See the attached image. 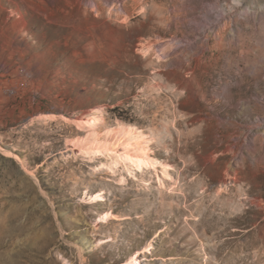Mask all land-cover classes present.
Instances as JSON below:
<instances>
[{"label": "rangeland", "instance_id": "1", "mask_svg": "<svg viewBox=\"0 0 264 264\" xmlns=\"http://www.w3.org/2000/svg\"><path fill=\"white\" fill-rule=\"evenodd\" d=\"M97 107L166 187L70 150ZM0 147V264H264V0H0Z\"/></svg>", "mask_w": 264, "mask_h": 264}, {"label": "bare ground", "instance_id": "2", "mask_svg": "<svg viewBox=\"0 0 264 264\" xmlns=\"http://www.w3.org/2000/svg\"><path fill=\"white\" fill-rule=\"evenodd\" d=\"M153 47L152 44L149 46H144L143 44L138 50L142 55H146ZM160 51L161 52L155 54L157 58H163L167 55L166 48H163ZM81 114L82 115L79 118H69V120L76 121L77 125L81 127L86 134L81 137L79 142H72L70 144L72 146L70 150L75 149L78 153L87 157H103L106 161L101 162V164L111 172V175H115L114 173H116L115 171L117 167L122 166L128 173V176L137 178V175H135L136 170L144 171L145 169L151 168L154 170L157 182L161 188L166 187V184L174 179L169 173L170 166L161 163L163 159H157V157L152 156V144H155L156 142L154 138H152L153 136L151 137L146 133L144 134L143 130H137L131 124H121L113 128L108 127L103 129V122L99 117L101 115L99 107L86 109ZM49 116L56 115L49 114ZM0 150L5 153H11L9 150L1 147ZM17 159L19 158L17 157ZM158 168L161 169L158 170ZM22 170H24L23 172H26L25 169ZM28 174L31 176L30 172H28ZM124 182V176L114 179V183L119 185H122ZM101 198L102 195L98 193L94 200ZM85 202H88V200H85L83 203ZM112 217L115 218L114 216ZM110 218L111 217L108 214L100 216V219H102L101 223H108ZM83 249L84 247H79V253L81 256L83 255ZM143 251H145V249H143ZM123 264H128V262ZM133 264H140L138 258L134 259Z\"/></svg>", "mask_w": 264, "mask_h": 264}]
</instances>
